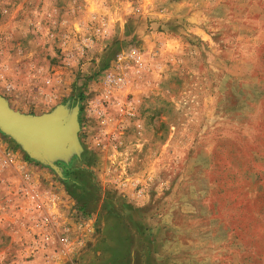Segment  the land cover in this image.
Returning a JSON list of instances; mask_svg holds the SVG:
<instances>
[{"label": "rangeland", "instance_id": "obj_1", "mask_svg": "<svg viewBox=\"0 0 264 264\" xmlns=\"http://www.w3.org/2000/svg\"><path fill=\"white\" fill-rule=\"evenodd\" d=\"M0 96L83 149L59 175L0 131L68 226L1 189L0 264H264V0H0Z\"/></svg>", "mask_w": 264, "mask_h": 264}, {"label": "water", "instance_id": "obj_2", "mask_svg": "<svg viewBox=\"0 0 264 264\" xmlns=\"http://www.w3.org/2000/svg\"><path fill=\"white\" fill-rule=\"evenodd\" d=\"M78 112L60 105L42 115H26L12 109L0 96V131L12 138L34 161L61 175L56 161L68 163L83 149L77 130Z\"/></svg>", "mask_w": 264, "mask_h": 264}, {"label": "built area", "instance_id": "obj_3", "mask_svg": "<svg viewBox=\"0 0 264 264\" xmlns=\"http://www.w3.org/2000/svg\"><path fill=\"white\" fill-rule=\"evenodd\" d=\"M120 74H110L108 82L114 84L122 82ZM40 181L36 164L28 161L22 150L12 147L9 143H0V190L3 189L7 195L19 199H29L31 204L26 210L35 212L38 216L37 228L41 245L56 246L55 248H59L62 255L65 254L68 240L67 222L65 216H62L61 212H55L53 204L48 202L53 198L56 200L57 196L51 190L42 188ZM20 211H22L20 207L13 208V212ZM60 218L65 222L62 225L58 222ZM87 218L89 217H84L80 222V219L77 220L78 225L75 227L77 233L85 230L92 231L93 222Z\"/></svg>", "mask_w": 264, "mask_h": 264}, {"label": "trees", "instance_id": "obj_4", "mask_svg": "<svg viewBox=\"0 0 264 264\" xmlns=\"http://www.w3.org/2000/svg\"><path fill=\"white\" fill-rule=\"evenodd\" d=\"M27 159H29L27 156H26Z\"/></svg>", "mask_w": 264, "mask_h": 264}]
</instances>
